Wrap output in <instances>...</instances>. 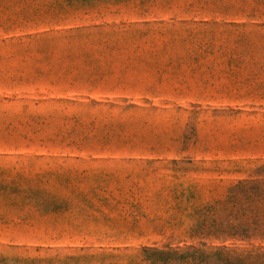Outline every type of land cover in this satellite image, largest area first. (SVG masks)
<instances>
[{"label": "rangeland", "instance_id": "obj_1", "mask_svg": "<svg viewBox=\"0 0 264 264\" xmlns=\"http://www.w3.org/2000/svg\"><path fill=\"white\" fill-rule=\"evenodd\" d=\"M254 185L264 0H0V264L198 245Z\"/></svg>", "mask_w": 264, "mask_h": 264}, {"label": "trees", "instance_id": "obj_2", "mask_svg": "<svg viewBox=\"0 0 264 264\" xmlns=\"http://www.w3.org/2000/svg\"><path fill=\"white\" fill-rule=\"evenodd\" d=\"M239 192L245 195V204L233 220L197 226L195 235L205 242L143 248L128 264H264V216L258 211L264 205V190L254 185ZM251 210L255 215L247 217Z\"/></svg>", "mask_w": 264, "mask_h": 264}]
</instances>
